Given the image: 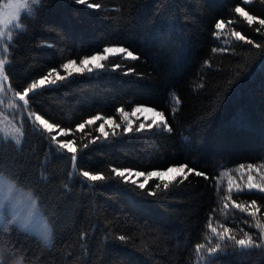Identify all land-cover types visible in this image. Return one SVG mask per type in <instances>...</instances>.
<instances>
[{
    "label": "trees",
    "instance_id": "1",
    "mask_svg": "<svg viewBox=\"0 0 264 264\" xmlns=\"http://www.w3.org/2000/svg\"><path fill=\"white\" fill-rule=\"evenodd\" d=\"M237 6L264 18V0H40L22 14L24 29L13 33L5 66L17 92L52 68L65 75L59 65L110 45L137 59L110 56L104 69L27 97L32 112L71 129L60 139L74 141L75 162L32 124L19 145L0 131V173L34 196L51 227L46 240L0 220V248L14 253L5 264H264V193H229L225 180L227 171L264 162V26L249 25ZM219 20L225 27L217 37ZM139 104L162 111L171 130L133 125L125 133L121 124L105 138L102 119L76 127L95 115L120 121L118 108ZM174 165L195 172L167 189L168 181L150 178L141 189L113 172ZM84 170L105 179L87 181ZM229 237H251L260 247L242 251Z\"/></svg>",
    "mask_w": 264,
    "mask_h": 264
},
{
    "label": "snow or ice",
    "instance_id": "2",
    "mask_svg": "<svg viewBox=\"0 0 264 264\" xmlns=\"http://www.w3.org/2000/svg\"><path fill=\"white\" fill-rule=\"evenodd\" d=\"M78 3L85 4L87 3V0H77ZM242 3L245 2V0H241ZM40 0H9V7L12 8V12L5 18L4 14L0 12V54L7 55V49L8 45L13 40V33H19L23 31L24 25L20 23V18L22 13H26L28 15H31L33 12V6L39 5ZM88 6L92 8H100L101 5L99 3H93L89 4ZM234 12L236 14H239V16L243 17L249 25L253 24L254 22H258L259 25L264 26V18H260L256 15L250 14L248 11L245 10V7L237 6L234 9ZM225 27V21L219 20L215 24V29L217 30L215 33V36L219 37L220 31ZM257 32L260 31L259 28L256 29ZM234 36L241 41H246L251 43V41H248L247 37L242 35L240 32H234ZM256 47H259V45H256ZM115 57V56H123L125 58L130 59H137V57L134 55V53L127 48L123 46H107L103 47L101 50L96 51L94 54L84 56L82 60L78 63L76 59H69L67 62L62 63L59 65V68L62 69L66 74L61 75L60 71H58L57 68H52L47 74L43 75L38 80H33L28 86L23 87L22 91H18L15 93V96L19 97V101L23 102V104L26 106L28 105V99L29 95L31 94L33 97L35 96L36 92L42 89L43 87L47 86H53L56 85L57 82H64L66 79L71 78L74 74L83 75L86 72L88 74L93 73L94 70L98 69H104L105 68V62L108 61L109 57ZM6 63H9L6 61V59L0 58V80H6V74H5V66ZM114 67H120V65H114ZM55 73V78H52V74ZM2 84H0V89H2ZM176 102L179 103L178 98H175ZM118 112H123V108H118ZM174 111V110H173ZM136 112H153L154 116H144V120H151L152 122L147 124V129H151L154 126L160 127L163 126L164 130L170 131L171 127L167 123V118L164 116L162 112H158L153 108H146L139 106L133 110V114ZM125 116H127V113H125ZM102 117L100 115H95L87 119L86 121L79 123L76 125V127L79 130H83L87 125L95 124L96 121L101 120ZM29 120L32 124L33 128L37 131H43L45 134V139L50 143V146L52 150H54L58 154H65L70 153L72 154L69 158L71 161L75 162L77 157L76 153L78 151L77 147L74 146V141L71 139L67 140H59L57 139L60 135H68L71 132V129L65 130V129H59V131L56 133V135H50L54 131H56L59 128V124H54L49 122L48 119H45L44 116H41L39 114L35 115V119L32 120L31 116L29 114ZM38 122V125H37ZM105 123L113 125L114 129L119 128L120 125L116 124L111 117L107 118L105 120ZM105 123H101L99 125L98 131L103 134L105 138L108 137L109 133L105 130ZM42 126V128H41ZM144 123L139 124V126L136 128V131H144L147 130ZM133 131V125L132 122L129 121L127 123L126 128L124 129L125 133L132 132ZM18 134V137L17 135ZM115 134V131H113V135ZM7 135H5V139L7 138ZM10 135L13 136V139L15 140V143L18 145L21 143L23 132L20 128H16L13 130ZM87 147V146H85ZM241 168L244 166L241 165ZM253 167L252 165H249V168ZM187 168V165H181V166H170L166 170H154L150 171L147 174L143 171L133 172L132 169H120V168H114L113 172L116 175H119L120 177L124 178V181L127 183L130 177L134 174L136 177H146L145 180L142 183L138 184V187L143 189L148 184L149 178H156L157 180L164 181L167 178L168 182L164 183V188L167 189L169 187V183L173 182H182L181 178H186L185 169ZM189 172H195V169H189ZM127 174V175H126ZM173 174V175H170ZM197 175L205 176V173L202 172H196ZM80 176L85 178L87 181L96 182L104 180L105 177L101 174L100 171H81L79 173ZM41 179L46 180L47 177L42 173ZM252 177L249 176V183L247 184V191L252 192L253 190L259 191L261 193H264V185L261 184H254L251 182ZM132 183H137L136 180H132ZM0 185L3 186L5 192L7 195L11 196L15 191H17L14 184L6 181L3 176H0ZM155 187L159 188L160 184H156ZM244 189H241L239 187L236 188V192H243ZM150 195H154V192H150ZM30 203L34 206V201L31 200V197H29ZM234 207L241 209V206L239 204H235L233 202ZM251 204L253 206L256 205V201H251ZM242 211H247V209H241ZM258 210V209H257ZM250 216H254L255 212H249ZM257 227L259 228L260 225L257 224ZM211 231L213 233H216V229L212 228ZM218 235V234H217ZM46 239H50V234L46 236ZM120 239H123V237H120ZM229 241H234L236 245L240 247V250L246 251L253 247H260V245L256 244L255 241L251 237H248L247 239H239L236 240L235 237H229ZM202 245L197 246V252L200 251ZM221 248V245L219 243L216 244L214 248H208L207 253L209 254H215L217 250ZM8 256H14V253L11 252L10 249H4L0 248V264H5L6 258ZM211 259V257H209ZM201 264H209L208 260H202Z\"/></svg>",
    "mask_w": 264,
    "mask_h": 264
},
{
    "label": "rangeland",
    "instance_id": "3",
    "mask_svg": "<svg viewBox=\"0 0 264 264\" xmlns=\"http://www.w3.org/2000/svg\"><path fill=\"white\" fill-rule=\"evenodd\" d=\"M0 12L4 14L5 18H7V16L12 12V8L9 7V0H0ZM110 46H118V45H110ZM0 58L6 59V61H8V54L7 55L0 54ZM77 62L79 63L80 61ZM52 78H55V74L52 75ZM0 84H2L3 86L2 89H0V131L4 137L6 134H8L7 138L13 139V136L10 135V133H12L14 129L20 128L24 134V128L26 124L28 123L31 125L29 120V114L31 116V119L34 120L36 113L28 109V106L27 105L25 106L23 102L19 101V97L15 96V93L17 91L12 89L7 75H6V80H0ZM139 106L146 108H153L158 112H162L154 107L139 104L134 106L130 110L121 112L120 121L115 120V118L113 117L111 118L116 124L119 125L123 124L125 127L127 126V123L129 121L132 122V125H139L141 123H144L145 126H147V124L151 123L152 121L150 119L145 121L144 116L147 115L151 117L154 116V113L136 112L135 114H133V110ZM125 113H127V116H125ZM107 118L109 117H103L101 123H105V120ZM113 129H114L113 125L105 123L106 131ZM58 131L59 128L53 132V135H56ZM16 135L18 137V134ZM62 136L64 135L58 136L57 139L63 140L60 139L63 138ZM249 165H252L253 167L249 168ZM249 165H244L243 168L237 167L231 171L225 172L226 188L229 190L228 191L229 193H232V191L236 190L237 187L241 189L247 188V184L249 183V176L252 177L251 180L252 183L264 185V162L249 164ZM174 166H181V165H174ZM166 169H155V170H166ZM133 172H138V171L133 170ZM187 172L188 171L185 169L186 175ZM145 173L147 174L148 172ZM0 176H3V178L6 181L14 184L9 178L4 176L3 174L0 173ZM131 178L136 179L139 183H142L146 177H136L133 174ZM164 181H167V178ZM15 187L17 191H15L11 196H9L6 194L3 186L0 185V220L1 221L8 220V221L16 222L21 226L40 234L44 239H46V236L48 234H50V238H51V227L47 222L46 218L43 216L38 206L37 200L30 192L24 191L18 188L16 185ZM29 197H31V200L34 201V206L32 203H30ZM46 240H50V239H46ZM15 264H24V263L18 262Z\"/></svg>",
    "mask_w": 264,
    "mask_h": 264
}]
</instances>
